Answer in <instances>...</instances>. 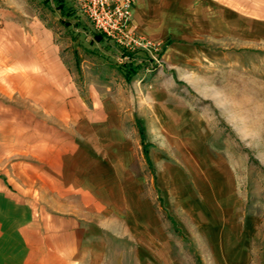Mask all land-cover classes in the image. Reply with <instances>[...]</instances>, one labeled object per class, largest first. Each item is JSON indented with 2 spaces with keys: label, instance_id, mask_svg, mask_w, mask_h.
<instances>
[{
  "label": "rangeland",
  "instance_id": "1",
  "mask_svg": "<svg viewBox=\"0 0 264 264\" xmlns=\"http://www.w3.org/2000/svg\"><path fill=\"white\" fill-rule=\"evenodd\" d=\"M230 2L231 21L170 68L166 42L121 49L74 0H0V73L42 51L67 67L77 106L110 102L126 120L131 166L100 193L101 229L88 225L74 264H264V0Z\"/></svg>",
  "mask_w": 264,
  "mask_h": 264
},
{
  "label": "crops",
  "instance_id": "2",
  "mask_svg": "<svg viewBox=\"0 0 264 264\" xmlns=\"http://www.w3.org/2000/svg\"><path fill=\"white\" fill-rule=\"evenodd\" d=\"M230 1L136 0L130 26L146 40L166 42L170 49L161 55L177 68L188 61L187 50L212 40L227 16L231 21ZM38 52L32 60L5 63L0 73V95L11 102L0 105V264H74L88 225L101 229L108 205L100 193L122 183L131 166L126 120L112 118L118 108L77 106L78 90L63 61ZM64 114L73 116L49 125L42 118Z\"/></svg>",
  "mask_w": 264,
  "mask_h": 264
},
{
  "label": "built area",
  "instance_id": "3",
  "mask_svg": "<svg viewBox=\"0 0 264 264\" xmlns=\"http://www.w3.org/2000/svg\"><path fill=\"white\" fill-rule=\"evenodd\" d=\"M75 6L106 39L128 52L156 51L159 43L144 39L130 26L136 0H74Z\"/></svg>",
  "mask_w": 264,
  "mask_h": 264
},
{
  "label": "trees",
  "instance_id": "4",
  "mask_svg": "<svg viewBox=\"0 0 264 264\" xmlns=\"http://www.w3.org/2000/svg\"><path fill=\"white\" fill-rule=\"evenodd\" d=\"M55 1H58V0H55ZM58 8H59V6H58ZM61 8H64V4L62 5ZM62 11H65V10L62 9ZM65 13L68 14V12H65ZM123 74H124V79L127 82H129L132 79V76L135 74V71L132 68L131 69L130 68H126V69H124V73Z\"/></svg>",
  "mask_w": 264,
  "mask_h": 264
}]
</instances>
